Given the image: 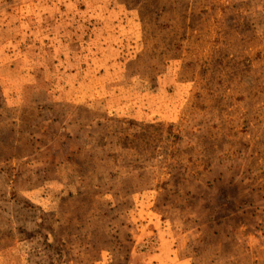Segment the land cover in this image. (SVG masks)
<instances>
[{
	"label": "rangeland",
	"instance_id": "374dc122",
	"mask_svg": "<svg viewBox=\"0 0 264 264\" xmlns=\"http://www.w3.org/2000/svg\"><path fill=\"white\" fill-rule=\"evenodd\" d=\"M0 264H264V0H0Z\"/></svg>",
	"mask_w": 264,
	"mask_h": 264
}]
</instances>
